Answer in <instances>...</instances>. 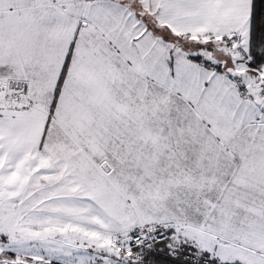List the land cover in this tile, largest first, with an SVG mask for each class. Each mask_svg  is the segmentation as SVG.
<instances>
[{"label":"snow or ice","instance_id":"6c2138e0","mask_svg":"<svg viewBox=\"0 0 264 264\" xmlns=\"http://www.w3.org/2000/svg\"><path fill=\"white\" fill-rule=\"evenodd\" d=\"M0 264H264V0H0Z\"/></svg>","mask_w":264,"mask_h":264}]
</instances>
